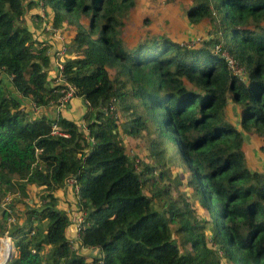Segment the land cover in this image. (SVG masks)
Segmentation results:
<instances>
[{
  "label": "trees",
  "instance_id": "16d2710c",
  "mask_svg": "<svg viewBox=\"0 0 264 264\" xmlns=\"http://www.w3.org/2000/svg\"><path fill=\"white\" fill-rule=\"evenodd\" d=\"M174 1L208 38L128 43L135 0H0V237L17 251L6 264H264V171L246 165L242 136L264 157V0ZM34 6L64 38L75 119L69 103L43 112L63 84L52 44L26 24ZM67 178L83 213L73 240L54 195ZM3 241L0 264L13 252Z\"/></svg>",
  "mask_w": 264,
  "mask_h": 264
},
{
  "label": "rangeland",
  "instance_id": "374dc122",
  "mask_svg": "<svg viewBox=\"0 0 264 264\" xmlns=\"http://www.w3.org/2000/svg\"><path fill=\"white\" fill-rule=\"evenodd\" d=\"M188 3V1L187 3H184L183 1L174 0H135L134 6L130 10L128 17L125 19V26L121 31L123 40L129 43L132 40L138 41L148 36H157L161 33L165 36H168L171 40H174L181 44H198L199 40L208 38L210 31L209 23L206 20H202L198 23H190L185 16V11L187 8L186 6ZM35 11H37L39 16H41V21H38L37 18H34V15H31L34 14ZM26 13L28 14L26 20L28 28H31L33 30V32L36 34L37 39H42L46 44L51 43L53 49H55L57 45L54 42L52 43L53 37L50 35V28H54L50 26V23L47 20V16H42V13L45 15L44 10L40 7L34 6L27 9ZM45 17L47 19H45ZM54 30L57 31L56 29ZM229 108L230 109L227 113V116L229 117L230 122L234 126L238 127V111L236 108L232 107V105H229ZM242 136L244 141L246 165L251 169L264 171V157L257 149V146L260 143L261 139L257 137L252 138L251 136H248L244 133L242 134ZM63 191L64 190H58L54 192V195L58 198V205L62 206L66 210L67 214L70 215L71 223L75 225L73 227L74 230L71 233H66L67 238L69 240H73V238L78 234V227H76V225L78 224L80 226L83 220V213L81 211H77L76 205L74 204V193H72L71 191L63 193ZM10 196L11 195L8 194L3 197L1 207L7 208L10 212L9 214H11V211L12 213H14V211L16 210L15 214H17V212L22 211V208L20 207L22 204L18 203L17 201L15 207L13 206V208H9L8 204L11 205V203L7 201L6 198H11ZM24 210L25 209H23V211ZM23 211L20 218H16L13 220V216H9L7 218L8 223L10 224L14 222L12 225H16L19 227L23 226ZM6 212L8 213V211ZM198 212H200V210H198ZM6 237L7 235H3L0 237L2 240V244H0V251L2 252L4 250L3 240H5ZM9 243L13 251L9 255L11 259L16 255L17 251L13 246V242L11 241ZM73 246L76 247V244L73 243ZM88 251L89 250H87V248L78 249V252H80L81 254H87Z\"/></svg>",
  "mask_w": 264,
  "mask_h": 264
},
{
  "label": "built area",
  "instance_id": "2783aa9c",
  "mask_svg": "<svg viewBox=\"0 0 264 264\" xmlns=\"http://www.w3.org/2000/svg\"><path fill=\"white\" fill-rule=\"evenodd\" d=\"M50 32H51V36L58 41V45L54 49V63L56 66V73H55V77L53 80H54V82L63 84V94L59 97L58 102L56 104V109L58 110L59 108H62L65 103H68L71 98H73L74 88L70 84L63 81V78H62L61 58L66 51L65 46L62 44L63 36L52 28H50ZM215 49H218V46H215ZM221 54L227 59L229 66L232 69V71L236 74H240V69L238 66L235 65L233 60L228 58L225 52H221ZM85 104H86V102H85ZM51 133L62 135L55 126H52ZM62 136H65V135H62ZM64 188H72V191L75 194L77 187L75 185L74 179L73 178L65 179L64 184L61 187V189H64ZM6 199H7V201H9L10 198L7 197ZM5 210L8 211V213H10L7 208H5ZM76 227H78V229H79L80 226L77 224ZM76 230H77V228H76Z\"/></svg>",
  "mask_w": 264,
  "mask_h": 264
},
{
  "label": "crops",
  "instance_id": "0c3cea01",
  "mask_svg": "<svg viewBox=\"0 0 264 264\" xmlns=\"http://www.w3.org/2000/svg\"><path fill=\"white\" fill-rule=\"evenodd\" d=\"M53 41H54V38H53ZM69 103V107H67L66 108V114H68V112L70 111V115H71V117H73V119H75V118H77L81 113H82V111L84 110V108H83V105L81 104V102L79 101V99H76V98H71L70 99V101L68 102ZM24 104H27V102L26 101H24ZM34 110H37V109H35V108H33ZM45 110H46V113H48L49 115H56V114H59L61 111H63V110H57L56 108H55V106H51V107H49L48 109L47 108H45V109H43V112H45ZM68 189V188H67ZM60 190H64L63 191V193H65L66 191V188H64V189H60ZM68 192H69V190H67ZM67 193V192H66ZM72 193H73V191H72ZM62 204H65V203H62ZM59 207H61L65 212H66V210L62 207V206H59ZM74 224H70L68 227H67V229H66V233L67 232H69V233H71L73 230H74ZM67 235V234H66Z\"/></svg>",
  "mask_w": 264,
  "mask_h": 264
},
{
  "label": "water",
  "instance_id": "95a60500",
  "mask_svg": "<svg viewBox=\"0 0 264 264\" xmlns=\"http://www.w3.org/2000/svg\"><path fill=\"white\" fill-rule=\"evenodd\" d=\"M6 239H7L9 242H11L10 239H9V237H6ZM8 260H10V256L5 257V258H4V261H3L1 264H6V262H7Z\"/></svg>",
  "mask_w": 264,
  "mask_h": 264
},
{
  "label": "clouds",
  "instance_id": "9594fccd",
  "mask_svg": "<svg viewBox=\"0 0 264 264\" xmlns=\"http://www.w3.org/2000/svg\"><path fill=\"white\" fill-rule=\"evenodd\" d=\"M8 237V236H7Z\"/></svg>",
  "mask_w": 264,
  "mask_h": 264
}]
</instances>
